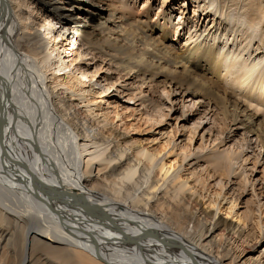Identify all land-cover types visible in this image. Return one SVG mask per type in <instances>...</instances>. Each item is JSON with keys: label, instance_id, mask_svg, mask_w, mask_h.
I'll return each instance as SVG.
<instances>
[{"label": "bare ground", "instance_id": "bare-ground-1", "mask_svg": "<svg viewBox=\"0 0 264 264\" xmlns=\"http://www.w3.org/2000/svg\"><path fill=\"white\" fill-rule=\"evenodd\" d=\"M109 1L0 0V264H264L259 224L216 220L224 201L243 223L254 211L221 192L188 209L181 174L104 131L116 84L136 81L145 105L143 87L170 82L264 144V118L235 93L264 104V0ZM233 156L212 161L222 190Z\"/></svg>", "mask_w": 264, "mask_h": 264}, {"label": "rangeland", "instance_id": "rangeland-1", "mask_svg": "<svg viewBox=\"0 0 264 264\" xmlns=\"http://www.w3.org/2000/svg\"><path fill=\"white\" fill-rule=\"evenodd\" d=\"M144 1L145 0H139L136 4H133L134 8L132 11H135L136 13L141 12ZM104 2H107L109 5L112 4L109 0H104ZM159 5L160 4H155L153 6L154 12L152 13V19H154L155 14L159 12ZM174 14L177 15L176 12ZM187 15L188 17H192V6H190ZM82 23H84V21ZM184 42L185 40L183 37L175 46L180 48L184 45ZM117 77V75H113V80H116ZM96 80H98V78ZM135 82L132 80L128 81V84H131L132 86H130V88H133L132 92H134L135 89L140 88V84L136 85ZM124 84L125 83H122L121 85L116 84L115 89L118 91H115V96L111 99L107 96L108 98L106 97L104 102L97 105V107L103 106L106 109L109 106L106 102L110 99L111 101H115L113 106L118 107L116 111L119 113V116L112 113L110 115L109 125L105 127L104 131L108 133L112 132L114 134H119V131H123V133L126 134L123 140L124 145L131 147L134 150L141 147L146 148L151 153L158 154V160H164L166 168L172 166V175H176L177 173L181 174V181L178 182L177 185H179L178 187L185 186L187 182L188 188H186L187 190H184L183 193H185V198L188 199V209L195 210L202 208L203 201H206L207 199L203 200L200 195L215 198V194L221 192L222 196L226 195L228 199L232 196H234L236 200L238 199L236 210L239 213L238 215L245 213L247 208L257 214L254 215L256 221L255 224H253L254 221L251 223V220L249 219L247 221L244 220L243 223L237 218V216L233 214L228 215L224 211L226 207H229L225 201L222 202V206L224 207H222L223 213L221 212L218 214L216 220L224 218L228 225L234 223L235 225H239L241 230H243L244 225H247L248 228L246 227L245 229L247 232L251 233V236H253V233H258L255 228L257 224H259L260 228H263L261 231L264 232V144L260 142L257 136L253 133H246L244 129L239 127V124L226 120L219 111L215 112L216 109H214V107H210L209 109L207 102H205L206 104L200 103L201 101H197L198 98L187 96L188 94L183 93L175 84H170V82L163 83V85L162 83L155 85L154 92H152L153 86L150 89L149 87H143L142 91L145 92V96H142L147 100L145 104L146 106L141 105L142 102L140 96L134 100H130L133 96L129 94L132 92L130 90L128 91L130 93L123 92L122 86H124ZM98 91L99 95L103 94L101 93L102 89ZM229 91L234 90L230 89ZM235 93L238 95L236 97L239 101L247 103L245 105L249 106V113H256L259 117L264 118V104L260 103L258 100L256 101L254 98L253 100H248L244 97L242 98L241 92L236 91ZM97 97L98 96H93V101H96ZM155 103L161 106V111H164L166 115L162 124L149 121L150 117L148 116L152 113ZM248 103L252 104V107ZM108 110L114 111V109ZM212 110L214 111L211 112ZM210 112L211 115L208 116ZM114 116L118 118H114ZM96 125L98 124L96 123ZM195 128L198 129L196 130ZM101 129L103 130V127H101ZM244 139L246 140L244 141ZM222 140L225 141L223 144L220 143ZM244 145L245 147L243 149L242 147ZM224 150L234 153L233 157L236 158L237 156V158H240L241 160L234 161L235 172L232 173L229 178V181L231 182H229L222 190V187L218 182L220 181V177H223L220 176L221 173L216 172V174L212 176L216 169L212 161H216L218 158L224 156ZM67 153H69L68 150L66 152L64 151L65 156L68 155ZM187 154L192 155L185 160L186 156H188ZM87 158L90 159L89 157H86L83 162L87 161ZM192 174L195 177H193ZM245 178L250 180L249 186H246ZM223 183L227 184V181L224 180ZM167 185L169 184L161 183L160 186L162 187V190L159 191L158 194L163 190V192H166L165 188ZM171 188H173V186H171L170 189ZM171 190L172 191L169 190L170 192L168 191L169 194L174 193V188ZM162 195L163 194H161V196ZM166 198L169 199L168 196H166ZM222 198L223 197H221V199ZM206 207L207 204L203 208ZM215 208H210L209 211L213 213ZM237 230L238 228L236 231ZM263 248L264 245H262L261 250Z\"/></svg>", "mask_w": 264, "mask_h": 264}]
</instances>
